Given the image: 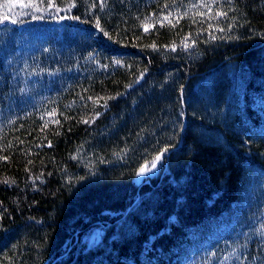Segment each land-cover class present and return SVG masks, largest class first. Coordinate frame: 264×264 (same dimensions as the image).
Here are the masks:
<instances>
[{
	"label": "trees",
	"instance_id": "trees-1",
	"mask_svg": "<svg viewBox=\"0 0 264 264\" xmlns=\"http://www.w3.org/2000/svg\"><path fill=\"white\" fill-rule=\"evenodd\" d=\"M11 1L0 264H264V0Z\"/></svg>",
	"mask_w": 264,
	"mask_h": 264
},
{
	"label": "rangeland",
	"instance_id": "rangeland-1",
	"mask_svg": "<svg viewBox=\"0 0 264 264\" xmlns=\"http://www.w3.org/2000/svg\"><path fill=\"white\" fill-rule=\"evenodd\" d=\"M12 6H18V7H23V5H24V2H23V0H12L11 2H9ZM1 50H6V51H8L9 53H15L16 51H14L13 49H5V48H2V47H0V51ZM6 59H7V61H8V57H5ZM9 62H11L10 60H9ZM11 105H12V103L11 102H8V104H7V108L8 109H10L11 108ZM157 167H158V164H156L155 165V170L157 169ZM98 232H100V229L99 228H97L93 233H91V235H94L95 233H97L98 234Z\"/></svg>",
	"mask_w": 264,
	"mask_h": 264
},
{
	"label": "snow or ice",
	"instance_id": "snow-or-ice-1",
	"mask_svg": "<svg viewBox=\"0 0 264 264\" xmlns=\"http://www.w3.org/2000/svg\"><path fill=\"white\" fill-rule=\"evenodd\" d=\"M51 3L49 4V7H51ZM74 19H79V17H74ZM9 20V17L7 15L3 16V17H0V24H4L5 22H7ZM17 21L15 20H12L11 23H16ZM147 30V29H145ZM116 63H119V61H116ZM85 123H87V121H85ZM165 151H167V149H165ZM156 159H159V156L156 158ZM153 167H155V165H153ZM145 171L144 168H141L140 172L143 173Z\"/></svg>",
	"mask_w": 264,
	"mask_h": 264
}]
</instances>
